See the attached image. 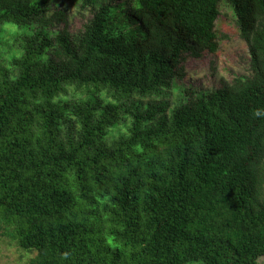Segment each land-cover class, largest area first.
<instances>
[{
	"label": "trees",
	"instance_id": "obj_1",
	"mask_svg": "<svg viewBox=\"0 0 264 264\" xmlns=\"http://www.w3.org/2000/svg\"><path fill=\"white\" fill-rule=\"evenodd\" d=\"M221 1L103 4L74 34L0 0V222L29 264H260L264 0H226L250 75L142 100L218 51Z\"/></svg>",
	"mask_w": 264,
	"mask_h": 264
},
{
	"label": "rangeland",
	"instance_id": "obj_2",
	"mask_svg": "<svg viewBox=\"0 0 264 264\" xmlns=\"http://www.w3.org/2000/svg\"><path fill=\"white\" fill-rule=\"evenodd\" d=\"M123 1L125 0H96L94 5H83L84 0H51L50 14L63 10L66 18L62 22H55L56 29L66 28L76 34L84 29L99 5ZM216 29L220 39L218 51L212 53L205 50L196 56L186 54L183 61L184 76L176 77L172 87L159 95L142 99L144 103L167 101L173 107L188 98L186 90L203 92L216 89L224 83H231L237 76L252 73L249 46L241 37L233 9L226 0L220 3ZM35 255L36 251L21 247L0 222V264H29ZM259 262L264 264V257Z\"/></svg>",
	"mask_w": 264,
	"mask_h": 264
},
{
	"label": "clouds",
	"instance_id": "obj_3",
	"mask_svg": "<svg viewBox=\"0 0 264 264\" xmlns=\"http://www.w3.org/2000/svg\"><path fill=\"white\" fill-rule=\"evenodd\" d=\"M255 115L256 116H264V110L257 109L256 112H255Z\"/></svg>",
	"mask_w": 264,
	"mask_h": 264
}]
</instances>
